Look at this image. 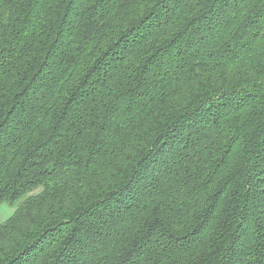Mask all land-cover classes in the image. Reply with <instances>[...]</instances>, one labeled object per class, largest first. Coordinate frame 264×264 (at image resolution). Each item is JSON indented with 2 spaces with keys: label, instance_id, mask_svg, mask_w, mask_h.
I'll list each match as a JSON object with an SVG mask.
<instances>
[{
  "label": "trees",
  "instance_id": "1",
  "mask_svg": "<svg viewBox=\"0 0 264 264\" xmlns=\"http://www.w3.org/2000/svg\"><path fill=\"white\" fill-rule=\"evenodd\" d=\"M0 264H264V0H0Z\"/></svg>",
  "mask_w": 264,
  "mask_h": 264
},
{
  "label": "rangeland",
  "instance_id": "2",
  "mask_svg": "<svg viewBox=\"0 0 264 264\" xmlns=\"http://www.w3.org/2000/svg\"><path fill=\"white\" fill-rule=\"evenodd\" d=\"M15 211V208L7 206V205H2L0 206V224L6 222L13 214Z\"/></svg>",
  "mask_w": 264,
  "mask_h": 264
},
{
  "label": "crops",
  "instance_id": "3",
  "mask_svg": "<svg viewBox=\"0 0 264 264\" xmlns=\"http://www.w3.org/2000/svg\"><path fill=\"white\" fill-rule=\"evenodd\" d=\"M13 214H14V212H13ZM13 214H12V215H13Z\"/></svg>",
  "mask_w": 264,
  "mask_h": 264
}]
</instances>
